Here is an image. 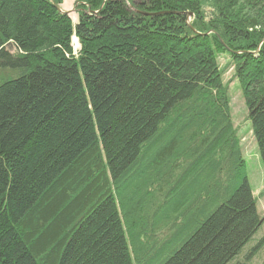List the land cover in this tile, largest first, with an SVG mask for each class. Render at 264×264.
Listing matches in <instances>:
<instances>
[{
	"label": "trees",
	"instance_id": "16d2710c",
	"mask_svg": "<svg viewBox=\"0 0 264 264\" xmlns=\"http://www.w3.org/2000/svg\"><path fill=\"white\" fill-rule=\"evenodd\" d=\"M63 1L0 0V264H243L264 0Z\"/></svg>",
	"mask_w": 264,
	"mask_h": 264
},
{
	"label": "rangeland",
	"instance_id": "374dc122",
	"mask_svg": "<svg viewBox=\"0 0 264 264\" xmlns=\"http://www.w3.org/2000/svg\"><path fill=\"white\" fill-rule=\"evenodd\" d=\"M75 3V0H64L62 5H60L59 7L63 10L69 11L72 17L77 20ZM188 21H192L191 18H189ZM222 60L227 61V59L225 60V58ZM232 73V70H229L227 73H225V81L230 80ZM229 85L233 117L235 123L239 125L237 126L239 133H243L242 146L244 156H246L248 159L249 180L254 190V196L257 200L258 212L260 213L261 217L264 218V170L262 171L259 166L255 167V163H257V145L255 143L253 135L251 134V131L249 130V128L251 129V125L249 119L247 118V111L245 109V102L243 99L242 91L240 89V84L237 79H235V81L233 82L231 79ZM260 238H262L264 241V224L259 230L258 235L255 237V240L252 242V244H255L254 247L256 246V243L259 242ZM243 264H264V245L260 246L259 244V246L254 249V251H252L251 255L248 257V260H246Z\"/></svg>",
	"mask_w": 264,
	"mask_h": 264
},
{
	"label": "water",
	"instance_id": "95a60500",
	"mask_svg": "<svg viewBox=\"0 0 264 264\" xmlns=\"http://www.w3.org/2000/svg\"><path fill=\"white\" fill-rule=\"evenodd\" d=\"M58 8H59V9H60V11H62L63 13H68V14H70V12H69V11L63 10V9H61L59 6H58Z\"/></svg>",
	"mask_w": 264,
	"mask_h": 264
}]
</instances>
